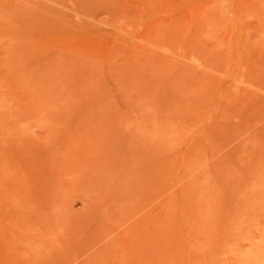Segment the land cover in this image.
Instances as JSON below:
<instances>
[{"label": "rangeland", "instance_id": "rangeland-1", "mask_svg": "<svg viewBox=\"0 0 264 264\" xmlns=\"http://www.w3.org/2000/svg\"><path fill=\"white\" fill-rule=\"evenodd\" d=\"M0 264H264V0H0Z\"/></svg>", "mask_w": 264, "mask_h": 264}]
</instances>
